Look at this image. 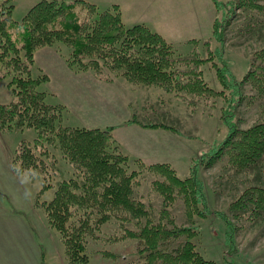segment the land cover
Segmentation results:
<instances>
[{"label":"rangeland","instance_id":"obj_1","mask_svg":"<svg viewBox=\"0 0 264 264\" xmlns=\"http://www.w3.org/2000/svg\"><path fill=\"white\" fill-rule=\"evenodd\" d=\"M40 1L10 0L6 7L12 6L13 40H19L21 21ZM48 1H78L81 17L84 8L91 5L99 12L119 13L126 27L146 25L172 46L176 57L185 60L196 55L208 59V48L213 52L223 48L228 69L239 81L250 71L253 54L264 47V13L255 11L237 10L224 29V45L217 42L214 21L225 16L226 7L217 11L212 0ZM219 1L225 4L228 0ZM72 61V49L63 43L40 48L35 52L33 76L48 77L41 89L47 94V103L62 107L63 125L114 128L111 135L116 146L129 159L127 172L137 173L133 199L143 204L147 216L134 219L112 211L103 221L96 210L89 215L79 213L67 223L66 234L60 233L51 224L46 206L60 183L72 177L70 163L60 150L48 147L45 156L38 154L47 168L32 171V175L20 174L14 169L13 158L21 142L34 145L36 133L30 128L0 130V264H141L140 241L130 234L139 233L147 221L169 229L196 224L192 242L205 259L216 264H264V211L254 212L243 205L233 208L246 189L264 185V169L236 170L227 156L209 162L228 136L225 118L232 115L240 129L252 127L264 115V97L258 98L246 84L241 89L243 99L233 109L231 90H226L225 96H179L157 86L131 84L121 70L115 73L101 67L99 71H83L71 66ZM210 62L202 69L205 80L218 92L221 86ZM10 80H0V106L13 100L7 86ZM156 164H168L181 179L197 168L208 205L204 217L188 209L178 188L173 200L165 204L164 195L154 187L155 182L166 181L150 169ZM219 214L226 215L235 227L234 252L226 243L227 225ZM185 239L170 240L165 247L175 248Z\"/></svg>","mask_w":264,"mask_h":264},{"label":"trees","instance_id":"obj_2","mask_svg":"<svg viewBox=\"0 0 264 264\" xmlns=\"http://www.w3.org/2000/svg\"><path fill=\"white\" fill-rule=\"evenodd\" d=\"M212 1L217 11L226 7L225 16L214 21V37L221 45H224L223 32L229 25V17L237 10L264 13V0H228L225 4ZM9 2L0 0V80L11 79L7 86L13 100L0 106V130L11 132L30 128L36 133L34 145L21 142L13 158L14 169L20 174L32 175V171L47 168L38 154L45 156L48 147L60 150L70 163L72 177L60 183L54 199L46 206L51 224L62 234H66L69 220L79 213L89 215L96 210L102 214L101 220L106 221L112 211H120L134 219L147 216V212L141 202L133 199L132 187L137 173L127 172L129 159L116 146L111 135L114 128L100 130L63 125L62 107L47 103V94L41 86L47 83L48 77L32 73L38 49L60 42L72 49L71 66L77 65L83 71H99L101 67L115 73L121 70L131 84L157 86L179 96H225L226 90H231L229 100L233 109L243 99L241 89L246 84L251 85L258 98L264 97V47L253 54L250 71L239 81L228 69L223 48L214 52L208 48V59L196 55L193 60H185L176 57L172 46L146 25L126 27L119 13L99 12L91 5L84 8L86 11L81 17L77 11L78 1H40L21 21L19 40H13L10 29L15 23L11 16L12 6L6 7ZM85 60L88 61L85 63ZM206 61H212L221 86L219 93L205 80L202 67ZM231 117L225 118L228 136L210 156L209 162L227 156L229 165L236 170L264 169V115L248 129H240ZM150 169L166 179L154 183L155 189L164 195L165 204L173 200L174 189L178 188L188 209L204 217L208 205L197 168H193L186 179L177 176L168 164H156ZM242 205L254 212H263L264 185L246 189L233 208L238 210ZM219 215L227 225L226 243L230 252H234L235 227L226 215ZM83 224L88 226L87 221ZM196 230V224L169 229L161 223L147 221L139 233L130 235L140 241L141 264H216L205 259L192 242ZM181 237L186 238L184 243L172 249L165 247L170 240Z\"/></svg>","mask_w":264,"mask_h":264},{"label":"crops","instance_id":"obj_3","mask_svg":"<svg viewBox=\"0 0 264 264\" xmlns=\"http://www.w3.org/2000/svg\"><path fill=\"white\" fill-rule=\"evenodd\" d=\"M12 165V163H11V160H10V166Z\"/></svg>","mask_w":264,"mask_h":264}]
</instances>
